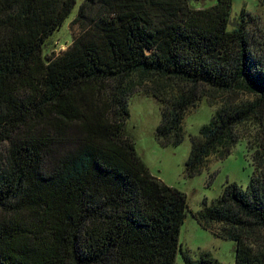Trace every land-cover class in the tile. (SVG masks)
<instances>
[{
	"label": "trees",
	"instance_id": "1",
	"mask_svg": "<svg viewBox=\"0 0 264 264\" xmlns=\"http://www.w3.org/2000/svg\"><path fill=\"white\" fill-rule=\"evenodd\" d=\"M206 1L83 0L71 45L47 56L76 1L0 0V264H220L181 249L185 195L126 135L136 95L159 105L163 148L199 102L214 108L188 178L246 141L247 188L226 184L194 217L235 242V264H264V20L242 10L232 26V0Z\"/></svg>",
	"mask_w": 264,
	"mask_h": 264
},
{
	"label": "rangeland",
	"instance_id": "2",
	"mask_svg": "<svg viewBox=\"0 0 264 264\" xmlns=\"http://www.w3.org/2000/svg\"><path fill=\"white\" fill-rule=\"evenodd\" d=\"M75 1L76 5L69 20L47 40L44 48V54L47 56L65 51L77 35V30L71 29L70 21L83 0ZM209 1L200 2L196 6L204 8L214 4V1ZM242 10L264 20V8L260 0H232L230 15L232 26L238 22ZM128 109L130 118L125 131L133 141L137 155L153 177L185 195L187 209L179 234L182 251L193 260H197L202 254H209L220 264H235L237 253L235 242L223 239L214 231L203 228L194 215L204 204L207 206L214 204L226 184L235 183L244 190L247 188L254 167L246 141L239 140L230 155L223 160L209 158L200 174L188 178L184 166L190 152V138L197 136L199 129L209 123L214 108L209 107L205 100L199 102L184 117L183 142L177 147L166 148L161 147L154 136L161 120L157 102L150 97L136 95L129 99ZM175 264H184L181 252H178Z\"/></svg>",
	"mask_w": 264,
	"mask_h": 264
}]
</instances>
